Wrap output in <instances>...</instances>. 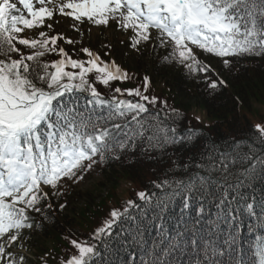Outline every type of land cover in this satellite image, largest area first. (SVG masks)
Instances as JSON below:
<instances>
[{
  "label": "snow or ice",
  "instance_id": "obj_1",
  "mask_svg": "<svg viewBox=\"0 0 264 264\" xmlns=\"http://www.w3.org/2000/svg\"><path fill=\"white\" fill-rule=\"evenodd\" d=\"M69 29L152 54L203 84L210 110L230 80L264 71V0H0V264H27L25 242L58 226L88 175L145 161L162 176L85 239L64 232L59 264H264V239L249 253L242 234L246 217L250 233L264 231V123L251 137L214 138L183 104L150 94L149 76L115 86L129 73Z\"/></svg>",
  "mask_w": 264,
  "mask_h": 264
},
{
  "label": "trees",
  "instance_id": "obj_2",
  "mask_svg": "<svg viewBox=\"0 0 264 264\" xmlns=\"http://www.w3.org/2000/svg\"><path fill=\"white\" fill-rule=\"evenodd\" d=\"M80 44L84 43L80 41ZM105 45H109V43L97 42L93 49L106 62L114 60L131 77L124 82H113L115 86L121 88L140 86L142 88L143 77L149 76L151 78L150 94L168 98L169 102L175 105L183 104L184 111L189 118L200 115L206 118L209 121L207 124L212 125L210 130L214 138L239 140L251 137L254 126L257 123H264V71H261L259 67L255 71L250 70L248 73L240 75L239 78L230 80L229 87L217 97L216 104L218 107L210 110L200 101V92L204 88L203 84L197 86L191 80H184L176 73L159 68L158 59H154L153 55L148 52L138 54L139 57L131 55L130 58H127L125 50L111 46L110 54L104 56V52L109 50ZM63 46L71 55L72 46L67 44ZM160 54H163V50ZM81 58H84L83 54H81ZM97 87L102 93L106 92L103 85L98 84ZM237 96L241 103L237 104L234 101L233 98ZM193 123L195 124L194 120ZM196 126L199 127L200 125ZM162 167L158 163L145 161L136 165L135 168L121 167L119 164L104 168L102 176L105 186H108L107 195L103 199L89 196L88 204L76 212L74 210L70 217H60L57 227H49L46 231L36 234L28 242L31 250L35 252V258L30 263L43 264L41 258L46 253L53 254L52 257L48 258V264H59L61 259H66L70 254L71 246L63 239L64 232L72 229L80 239H85L97 224L106 217L110 209L119 207L126 199H133L136 192L145 190L151 181L161 177ZM153 168L156 169L155 172L151 171ZM125 186H127V190L125 198H123L118 194L117 189ZM72 196L73 201H78L74 194H71L68 199L70 200ZM254 223L253 218H245V224L242 228V234L246 240L245 246L254 247L259 239H264V231L259 228H254L251 233L248 231V225Z\"/></svg>",
  "mask_w": 264,
  "mask_h": 264
},
{
  "label": "rangeland",
  "instance_id": "obj_3",
  "mask_svg": "<svg viewBox=\"0 0 264 264\" xmlns=\"http://www.w3.org/2000/svg\"><path fill=\"white\" fill-rule=\"evenodd\" d=\"M65 34L67 36H70V38L80 37L78 33L74 32V30H71V29H69ZM83 37L87 40V44L89 45L95 43V41L97 40L113 41L115 43L117 41V44H119L118 42L121 39V37H119L118 35L112 32H107L103 30L94 31L91 34L85 32ZM92 47H94V45ZM200 117L202 118L205 124L209 123V121L206 118H203V116H200ZM117 190H118V194L121 197L125 198L127 186L119 188ZM107 193H108V186L107 187L105 186L104 177L100 173V170L97 169L96 172L88 175L85 178V181L83 182L81 187L77 188L75 191L72 192V194H74V197L78 199V201L76 200L73 201V196L70 198L69 201L71 203V207L67 210V213L65 216L70 217L73 214L74 210L76 212L82 206H84L85 204H88L89 196L103 199L107 195ZM25 246L29 247V245L26 242H25ZM33 254H34V251L33 250L30 251V248H29V251L26 253L27 260L32 259ZM27 264L29 263L27 262Z\"/></svg>",
  "mask_w": 264,
  "mask_h": 264
}]
</instances>
